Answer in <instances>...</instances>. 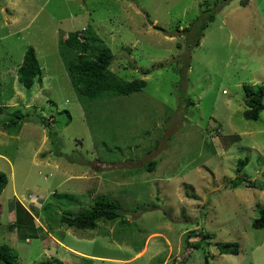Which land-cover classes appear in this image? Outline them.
<instances>
[{"label": "rangeland", "instance_id": "1", "mask_svg": "<svg viewBox=\"0 0 264 264\" xmlns=\"http://www.w3.org/2000/svg\"><path fill=\"white\" fill-rule=\"evenodd\" d=\"M206 10L215 20L196 45ZM88 27L113 50L111 71L146 80L143 90L78 94L61 41ZM29 48L42 73L31 91L17 75ZM246 86H264V0H0V244L19 264H264V229L253 227L264 109L245 119ZM17 110L26 120L12 129ZM98 199L123 219L62 226ZM17 215L31 226L11 232Z\"/></svg>", "mask_w": 264, "mask_h": 264}, {"label": "trees", "instance_id": "2", "mask_svg": "<svg viewBox=\"0 0 264 264\" xmlns=\"http://www.w3.org/2000/svg\"><path fill=\"white\" fill-rule=\"evenodd\" d=\"M205 4H202L204 8ZM218 5V4H217ZM210 7V6H209ZM216 7V6H215ZM211 9V8H210ZM207 19L196 29L198 38L195 41L198 45L204 36V31L209 23L215 20L213 13L206 10ZM160 30L162 28L158 27ZM186 28L184 32H189ZM62 58L66 64L72 84L75 90L83 98L90 101L101 99L106 94H113L115 96H127L134 92H140L147 85L144 79H135L126 81L111 71L110 67L115 59L113 50L104 43L100 37L97 36L95 30L91 27L85 28L83 31H74L68 34V37L61 41ZM151 70H145L143 73L149 74ZM39 61L36 57L34 48H29L25 54L24 61L17 70L18 81L20 85L31 91L36 82L42 83V75ZM245 92L248 98L245 103L248 109L244 112V117L247 120H258L261 113L260 107L264 104V86L258 89L246 86ZM0 108V113H3ZM67 118L70 121L71 116L66 112ZM26 115L21 111H15L11 114L9 125L12 129L17 128L25 123ZM46 124V123H45ZM20 128V127H19ZM248 159L240 160L238 165V172H241L248 164ZM248 181L243 178H237L234 186H239L241 183ZM9 183V178L4 172H0V195L5 190ZM250 187H255V182H249ZM191 197H194L192 195ZM24 212L29 215V211L22 208ZM123 219L120 207L115 202L98 199L94 205L86 211L74 214L64 213L61 218L62 226L70 229L79 230H95L98 223L102 220L116 221ZM30 220L27 217H20L17 215V221L9 225V230H19L23 222L30 225ZM31 226V225H30ZM253 227L256 229H264V208L261 209L260 215L253 222ZM30 228L29 230H31ZM21 232L23 229L21 228ZM210 239V235L206 236ZM217 248L221 254L237 255L239 253L238 243H217ZM83 259L89 263L87 259ZM0 264H19L18 255L14 248L8 244H0ZM43 264H61L60 261L48 260ZM205 264H211L209 257L205 256Z\"/></svg>", "mask_w": 264, "mask_h": 264}, {"label": "crops", "instance_id": "3", "mask_svg": "<svg viewBox=\"0 0 264 264\" xmlns=\"http://www.w3.org/2000/svg\"><path fill=\"white\" fill-rule=\"evenodd\" d=\"M146 252V248L142 251V252H140L138 255H137V257L138 256H141L142 254H144Z\"/></svg>", "mask_w": 264, "mask_h": 264}, {"label": "water", "instance_id": "4", "mask_svg": "<svg viewBox=\"0 0 264 264\" xmlns=\"http://www.w3.org/2000/svg\"><path fill=\"white\" fill-rule=\"evenodd\" d=\"M262 109H264V106L263 105L260 107V110H262Z\"/></svg>", "mask_w": 264, "mask_h": 264}]
</instances>
